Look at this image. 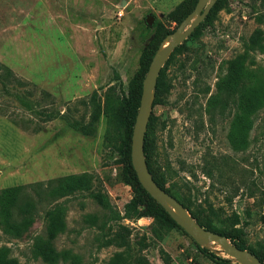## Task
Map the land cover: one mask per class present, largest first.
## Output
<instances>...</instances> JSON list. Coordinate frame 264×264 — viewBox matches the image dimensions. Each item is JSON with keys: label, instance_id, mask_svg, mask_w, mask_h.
Masks as SVG:
<instances>
[{"label": "rangeland", "instance_id": "374dc122", "mask_svg": "<svg viewBox=\"0 0 264 264\" xmlns=\"http://www.w3.org/2000/svg\"><path fill=\"white\" fill-rule=\"evenodd\" d=\"M184 1L0 0V191L88 174L89 192L56 202L67 208L68 230L55 246L78 256L81 264H106L116 253H124L127 264H166L161 251L171 264H216L184 230L172 228L159 238L153 218L126 215L136 193L126 183L122 152L105 147V116L94 136L44 116L61 113L88 122L91 111L84 101L90 102L94 92L101 96L117 85L120 93L121 85L128 96L154 38L152 23L175 31L169 14ZM257 31L264 34V0H224L167 68L169 91L154 107L151 140L158 175H167L168 186L175 185L205 213L213 207L222 218L239 215L248 248L264 253V108L238 149L230 140L236 104L224 116L216 112L213 123L208 113L232 61L247 53L248 63L253 60L252 67L264 72V53L249 46ZM19 98L34 110L25 109ZM91 193L108 199V208ZM47 209L40 206L22 239L0 228V248H10L18 264H47L35 253L36 240L47 239ZM117 213L120 218L113 219ZM86 215L96 220L88 223ZM116 236L122 246L105 244ZM209 248L228 258L219 246Z\"/></svg>", "mask_w": 264, "mask_h": 264}, {"label": "trees", "instance_id": "16d2710c", "mask_svg": "<svg viewBox=\"0 0 264 264\" xmlns=\"http://www.w3.org/2000/svg\"><path fill=\"white\" fill-rule=\"evenodd\" d=\"M199 0H185L176 7L169 18L179 26L196 8ZM224 0H219L212 8L205 21L195 30L191 37L196 36L205 22H208L219 10V6ZM153 27L155 34L149 47L145 49L141 65L137 76L130 84L129 95L121 89L118 92L117 85L108 86L104 95L99 96L96 91L93 93L90 102L84 101L91 111L88 122L83 120H74L65 114L47 113L45 120L52 121L61 118L75 131L86 135L94 136L97 132V125L101 118L105 116L108 121V129L105 135V147L114 151L122 152L127 172L125 174L126 183L135 189V196L126 205V215L137 213L141 217H151L154 219L153 233L162 238L165 231L172 228L182 229L171 216L159 205L149 193L142 187L132 164V136L139 112L143 84L149 71L152 60L159 49L161 43L174 30L167 29L161 22L154 21ZM186 40L171 55L169 61L161 71L158 79L157 96L155 106L159 104L158 97L169 91L167 80V68L170 67L176 57L182 54L186 48ZM250 50L264 53V34L262 31L255 32L250 39ZM249 55L243 56L232 61L227 75L220 79L217 84V94L212 96L208 104V113L211 114L212 123L215 121V113L224 116L227 109L236 104L238 113L232 123L230 140L238 149L245 137L251 131L256 114L264 108V72L261 69H255L252 66L254 61H249ZM182 67L184 65H181ZM116 81L120 80L116 75ZM21 105L33 111L30 101L19 98ZM153 114L150 119L148 131L145 140V154L150 172L155 182L167 193L182 203L194 219L207 230L222 236L228 237L233 244L241 249H246L253 253L264 263V253L249 247L245 240V233L241 225V218L235 214L228 218H222L217 214L213 207L205 213L201 205H193L175 185L168 186L169 179L166 174L159 176L156 167L157 160L154 154V146L151 140L154 135L155 124ZM208 168V167H207ZM207 175H212V169H207ZM90 176L88 174L70 175L58 179H53L47 183H34L26 186L11 187L0 191V228L2 232L13 239H22L30 233L36 219L40 213V206L46 204L48 209L44 213L46 222L47 239L38 238L36 240L35 253L47 264H81L78 256L71 255L67 250H58L55 241L68 230L67 208L63 203L56 204L59 199L75 196L77 193L89 192L91 187ZM91 197L104 209L109 206L108 199L100 193H91ZM113 219H119L115 215ZM86 221L91 223L96 220L92 215H86ZM107 222L102 223V228ZM110 229V228H109ZM183 230V229H182ZM107 246L113 244L122 246L119 237H113L105 241ZM201 253L216 264H238L228 258H223L213 252L210 248L200 247ZM162 259L166 264H171L170 255L161 251ZM70 260V261H68ZM127 258L124 253H116L106 264H127ZM0 264H18L17 259L11 256L10 248L3 246L0 248Z\"/></svg>", "mask_w": 264, "mask_h": 264}, {"label": "water", "instance_id": "95a60500", "mask_svg": "<svg viewBox=\"0 0 264 264\" xmlns=\"http://www.w3.org/2000/svg\"><path fill=\"white\" fill-rule=\"evenodd\" d=\"M218 1L199 0L194 11L173 33L166 36L157 50L144 80L140 108L133 129L132 164L142 187L200 247L209 248L210 245L215 244L221 248L228 259H234L238 264H264L250 251L233 244L228 237L200 225L182 203L155 182L145 154L146 134L155 107L161 71L176 48L192 36Z\"/></svg>", "mask_w": 264, "mask_h": 264}]
</instances>
